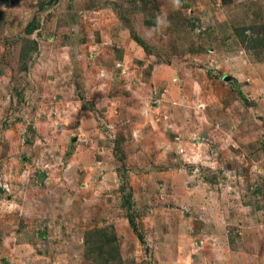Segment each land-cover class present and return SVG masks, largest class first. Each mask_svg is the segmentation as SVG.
<instances>
[{
	"label": "rangeland",
	"instance_id": "rangeland-1",
	"mask_svg": "<svg viewBox=\"0 0 264 264\" xmlns=\"http://www.w3.org/2000/svg\"><path fill=\"white\" fill-rule=\"evenodd\" d=\"M0 264H264V0H0Z\"/></svg>",
	"mask_w": 264,
	"mask_h": 264
}]
</instances>
